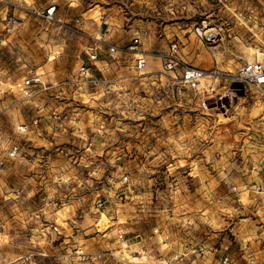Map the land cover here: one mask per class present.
Instances as JSON below:
<instances>
[{"label":"rangeland","instance_id":"1","mask_svg":"<svg viewBox=\"0 0 264 264\" xmlns=\"http://www.w3.org/2000/svg\"><path fill=\"white\" fill-rule=\"evenodd\" d=\"M203 24L214 42L195 38ZM136 36L142 74L130 55L103 57L96 78L116 86L79 83L91 38L125 48ZM173 41L205 71L198 90L162 74ZM253 47L264 0L1 3L0 264H264V102L238 79ZM31 76L43 86L26 99L14 85ZM54 110L71 120L56 126Z\"/></svg>","mask_w":264,"mask_h":264},{"label":"built area","instance_id":"2","mask_svg":"<svg viewBox=\"0 0 264 264\" xmlns=\"http://www.w3.org/2000/svg\"><path fill=\"white\" fill-rule=\"evenodd\" d=\"M3 2H5V0H0V4ZM37 15L43 23L51 24L55 21L56 6L50 4ZM75 22L79 23L80 20H76ZM210 31H212V29L206 30V25L203 24L195 28L194 36L206 44L211 43L217 39V34ZM140 45L139 36H136L125 48L105 42L100 38H91L89 46L86 47V62H82L76 70L79 83L91 87H96L100 84L115 87L116 84L111 80H98L96 78V72L98 71L101 73L104 70V67H99V65L107 66L108 62L111 64L118 63L121 55H130L132 57V68L135 74H142L147 67V55L140 48ZM179 49L180 46L178 42L173 41L170 43L168 54L163 57L162 74L172 70H178L179 84L190 90H198L201 80L206 76L205 71L183 64L178 56ZM251 50L254 52L255 56L251 60L247 59L242 64L241 68L238 70V79L246 82L251 88L256 90L264 102V48L253 47ZM103 57H105L108 62L106 60L103 61L101 59ZM41 86H43V83L38 76L23 78L14 85L15 89L21 92L26 99L32 97V89L41 88ZM49 118L57 126V123L62 124L71 120L72 117L69 113L57 112L54 110L49 115ZM39 122L40 120L35 118L30 124H21L17 128V132L20 135H27L30 133L31 128H37ZM20 152L21 149L19 146L13 144L7 150L6 157L10 160H14L18 158ZM4 168L5 163L0 160V172H2ZM254 192L264 195V188L256 186ZM53 233H59L58 227H53ZM118 241L122 244L125 241L124 236L119 235ZM120 261H125V258L121 256ZM219 262L220 264H231L228 257H221Z\"/></svg>","mask_w":264,"mask_h":264},{"label":"bare ground","instance_id":"3","mask_svg":"<svg viewBox=\"0 0 264 264\" xmlns=\"http://www.w3.org/2000/svg\"><path fill=\"white\" fill-rule=\"evenodd\" d=\"M205 78V77H204Z\"/></svg>","mask_w":264,"mask_h":264}]
</instances>
